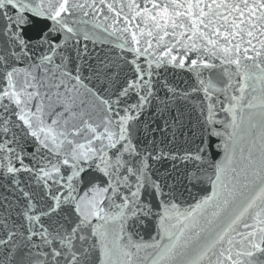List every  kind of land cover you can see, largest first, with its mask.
Wrapping results in <instances>:
<instances>
[{
  "label": "snow or ice",
  "instance_id": "snow-or-ice-1",
  "mask_svg": "<svg viewBox=\"0 0 264 264\" xmlns=\"http://www.w3.org/2000/svg\"><path fill=\"white\" fill-rule=\"evenodd\" d=\"M0 264H264V0H0Z\"/></svg>",
  "mask_w": 264,
  "mask_h": 264
}]
</instances>
